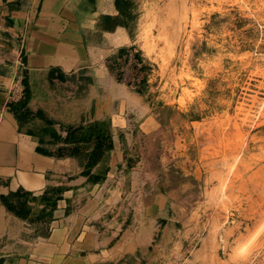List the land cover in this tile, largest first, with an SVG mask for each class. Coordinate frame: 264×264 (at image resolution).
<instances>
[{
    "label": "rangeland",
    "instance_id": "374dc122",
    "mask_svg": "<svg viewBox=\"0 0 264 264\" xmlns=\"http://www.w3.org/2000/svg\"><path fill=\"white\" fill-rule=\"evenodd\" d=\"M136 2L151 95L126 97L121 148L136 163L120 180L144 186L136 200L163 199L155 225L147 205L136 216L127 199L116 204L111 253L156 236L144 255L120 248L111 264H264V0ZM146 117L156 129L134 136Z\"/></svg>",
    "mask_w": 264,
    "mask_h": 264
},
{
    "label": "crops",
    "instance_id": "0c3cea01",
    "mask_svg": "<svg viewBox=\"0 0 264 264\" xmlns=\"http://www.w3.org/2000/svg\"><path fill=\"white\" fill-rule=\"evenodd\" d=\"M113 2L0 0V264H111L120 248H129L124 255H134L138 249L144 255L152 247L156 233L150 228L151 232L139 237L144 243L124 241L112 251L115 254L109 251L112 240L121 235L110 237L116 225L108 223L117 203L127 199L123 207L128 201L132 206L128 211L135 208L136 216L147 205L148 221L155 225L160 217L159 199H163L154 196L145 203L143 191L136 200L142 186L120 180L126 176L118 167L124 161L120 137L130 128L125 118L126 97L140 103L142 96L151 95L152 70L135 39L137 19L112 32L102 27V15H118ZM131 2L137 18V2ZM126 58L131 66L127 73ZM109 64L120 77H128L131 85L116 82ZM86 78L92 84L86 85ZM14 90L24 94L21 102L28 109L22 113L24 120L15 111L19 103L10 99ZM48 96L55 98V105L44 102ZM130 110L141 111L139 107ZM97 121L110 123L114 151L107 178L93 184L82 176L74 144L63 140L70 130ZM147 125H154L151 117L136 127L143 133L156 129V124L149 130ZM131 175L133 181L142 176L138 171ZM50 188L64 192L51 220L45 221L44 209L47 205L48 213L50 206L43 196ZM17 192L24 196L16 197ZM26 200L28 215L20 217L15 212L22 210Z\"/></svg>",
    "mask_w": 264,
    "mask_h": 264
},
{
    "label": "trees",
    "instance_id": "16d2710c",
    "mask_svg": "<svg viewBox=\"0 0 264 264\" xmlns=\"http://www.w3.org/2000/svg\"><path fill=\"white\" fill-rule=\"evenodd\" d=\"M113 5V12L118 14L117 16L111 15H102L101 16V24L106 31L112 32L116 26H128L129 24L134 22L136 16L132 13L133 3L131 0H114L112 3ZM119 66V64H118ZM120 67V66H119ZM131 66L128 64V58H126V66L124 68V72H129ZM108 71L114 77L115 81L118 83H124L127 85H131V80L128 77H120V75L115 72L113 66L109 64ZM86 85L92 84L93 80L90 78H86ZM80 87H85L84 85L79 84ZM88 87V86H87ZM25 110V111H24ZM18 118L20 120H24V116L22 113H28V109H26V105L20 102L15 109ZM24 111V112H23ZM109 122H101L97 121L92 123L87 127H80L78 129L70 130L71 132L67 135V137L63 140V143H72L74 144V151L73 155L78 158V162L81 167H83L82 176L87 177L88 181L92 182L93 184L102 183L107 178V175L111 169L110 167V160L112 153L114 151V140L112 135L109 131ZM140 129L136 127L133 130L134 136L140 133ZM126 131L120 137L122 141H127L125 137ZM128 149L124 150V161L119 163L118 167L121 170L123 166H126L124 170L126 173L130 172L135 167V159L129 154ZM97 168V171H93ZM167 189L164 190V192ZM54 194V200H52V192ZM64 189L63 188H50L46 190L44 193L43 199L46 203L49 204L50 210L47 213V208L44 209L43 219L45 221H50L52 218V211L56 209L58 201L62 199ZM16 197L24 196L23 192H17L15 194ZM50 197V203H49ZM13 196L10 197V201L12 200ZM20 205L24 203L19 202ZM11 205V204H10ZM14 206H18L15 204ZM22 210L20 212H15L20 217L27 216V210L29 209L27 200L25 201V205H23ZM11 210V208H10ZM15 211V210H11ZM41 216V215H40ZM41 219V218H39ZM43 235H46L44 232Z\"/></svg>",
    "mask_w": 264,
    "mask_h": 264
},
{
    "label": "built area",
    "instance_id": "2783aa9c",
    "mask_svg": "<svg viewBox=\"0 0 264 264\" xmlns=\"http://www.w3.org/2000/svg\"><path fill=\"white\" fill-rule=\"evenodd\" d=\"M10 99L15 103H20L24 99V94L22 91L14 90L10 95Z\"/></svg>",
    "mask_w": 264,
    "mask_h": 264
}]
</instances>
